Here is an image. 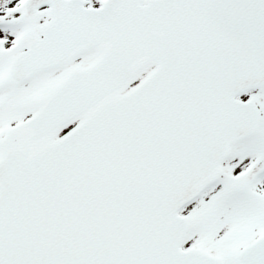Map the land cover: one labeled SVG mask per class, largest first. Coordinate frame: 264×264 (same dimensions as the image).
<instances>
[{"label": "snow or ice", "instance_id": "obj_1", "mask_svg": "<svg viewBox=\"0 0 264 264\" xmlns=\"http://www.w3.org/2000/svg\"><path fill=\"white\" fill-rule=\"evenodd\" d=\"M0 264H264V0H0Z\"/></svg>", "mask_w": 264, "mask_h": 264}]
</instances>
